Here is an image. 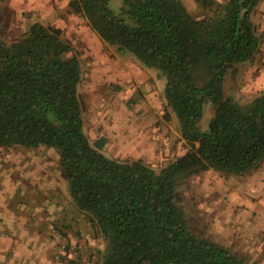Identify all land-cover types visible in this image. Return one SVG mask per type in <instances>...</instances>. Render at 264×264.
Returning a JSON list of instances; mask_svg holds the SVG:
<instances>
[{
  "label": "trees",
  "instance_id": "1",
  "mask_svg": "<svg viewBox=\"0 0 264 264\" xmlns=\"http://www.w3.org/2000/svg\"><path fill=\"white\" fill-rule=\"evenodd\" d=\"M122 1L119 13L111 0L69 7L119 54L162 73L186 152L159 171L141 159L107 157L104 142L85 130L80 57L61 29L39 21L12 42L0 29V147L58 151L75 207L104 241L95 264H248L194 233L177 189L209 170L242 175L264 158V91L247 103L225 91L228 74L260 50L252 14L262 0H196L201 17L181 0ZM207 103L214 114L203 133Z\"/></svg>",
  "mask_w": 264,
  "mask_h": 264
},
{
  "label": "rangeland",
  "instance_id": "2",
  "mask_svg": "<svg viewBox=\"0 0 264 264\" xmlns=\"http://www.w3.org/2000/svg\"><path fill=\"white\" fill-rule=\"evenodd\" d=\"M70 1L3 0L0 29L4 39L16 40L36 21L61 29L82 63L80 93L86 133L92 141L104 142L102 151L107 157L141 159L159 171L187 150L178 121L166 106V78L158 69L144 67L135 55L119 54L83 16L72 12ZM188 4L185 2L194 16H203L200 7ZM110 7L119 13L123 1L111 0ZM254 17L262 41L260 50L252 60L237 65L225 81L226 95L241 103L264 91V12L257 11ZM213 114L211 103L205 104L201 132L209 131ZM0 181V194L18 195L24 203L32 195L44 197L56 192L66 208H75L54 148L0 147ZM177 195L194 233L219 243L248 264H264V158L239 176L209 170L183 178ZM38 205L47 208L43 202ZM84 219L92 234L86 242L92 247L86 250V242L78 237L72 241L58 230L67 239L60 238V245H68L69 259L97 263L104 241L89 217Z\"/></svg>",
  "mask_w": 264,
  "mask_h": 264
},
{
  "label": "crops",
  "instance_id": "3",
  "mask_svg": "<svg viewBox=\"0 0 264 264\" xmlns=\"http://www.w3.org/2000/svg\"><path fill=\"white\" fill-rule=\"evenodd\" d=\"M181 1L184 5L191 3L190 8L199 7L196 0ZM257 11L264 12V0L256 6L253 20ZM1 184L0 181V189ZM38 196L32 195L24 203L18 195L0 194V264H69L70 256L64 255L63 260L57 258L61 242L56 232L66 233L72 241L78 237L82 243L92 239L83 212L76 207L66 208L56 192ZM39 202L47 208L38 205ZM84 246L86 250L92 247L87 242Z\"/></svg>",
  "mask_w": 264,
  "mask_h": 264
},
{
  "label": "built area",
  "instance_id": "4",
  "mask_svg": "<svg viewBox=\"0 0 264 264\" xmlns=\"http://www.w3.org/2000/svg\"><path fill=\"white\" fill-rule=\"evenodd\" d=\"M56 233L60 236V238H61L62 240H67L66 238H64L63 236H61L60 233H59L58 231H57ZM67 249H68V245H67V244H61V245H60V247H59V252H58V254H57V258H58V260H63L62 257H63L64 255H66V253H67Z\"/></svg>",
  "mask_w": 264,
  "mask_h": 264
}]
</instances>
